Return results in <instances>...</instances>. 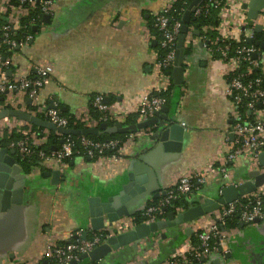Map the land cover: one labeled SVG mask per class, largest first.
I'll use <instances>...</instances> for the list:
<instances>
[{"label":"crops","instance_id":"1","mask_svg":"<svg viewBox=\"0 0 264 264\" xmlns=\"http://www.w3.org/2000/svg\"><path fill=\"white\" fill-rule=\"evenodd\" d=\"M159 5L158 0H58L39 23H32L37 26L35 34L11 52V65L4 75L0 71V78L36 77L37 67L50 64V76L39 91L40 104L48 107L55 103L61 112L75 118L91 115L89 101L97 94L103 95L106 103L126 106L155 81L152 61L158 38L146 19ZM29 13L23 4L0 0V45L2 26L9 21L17 25ZM200 43L186 58L184 95L178 109L170 112L184 122L181 152H165L149 136L133 132L122 146L127 159L123 165L75 157L61 170L59 183L45 175L48 169L35 166L29 174L22 170L26 180L23 202L10 216L0 218V264H53L45 254L48 245L84 239V233L90 238L94 232L90 230L87 197L120 193L128 181L131 161H138L135 174L146 176L145 192L130 206L136 212L164 196L180 176L206 167L216 169L223 162L232 139L231 101L225 95L227 83L219 63ZM5 105L28 112L33 107L31 99L17 91L4 95L0 111ZM32 125L2 116L0 135L4 130L30 131L37 146L44 144L50 131L38 132ZM4 147L14 149L11 144ZM248 171L246 162L236 163L231 168L232 183L247 179ZM225 185L216 171L209 173L208 181L189 193V201L216 197ZM204 218L154 233L142 239L136 249L126 245L94 264L167 263L195 246L196 230ZM112 229V233L120 232ZM202 264H264V222L227 227L219 251Z\"/></svg>","mask_w":264,"mask_h":264},{"label":"built area","instance_id":"2","mask_svg":"<svg viewBox=\"0 0 264 264\" xmlns=\"http://www.w3.org/2000/svg\"><path fill=\"white\" fill-rule=\"evenodd\" d=\"M20 1L27 4L24 5L26 9H34L38 3L42 14L50 13L58 2V0ZM158 1H160L159 8L151 10L149 13L153 20V26L158 31V48H153L152 71L154 83L140 96L130 98L126 106L106 103L103 95H94L89 101L92 108L91 115L86 118H75V121L84 123V126L98 125L102 122L115 124L124 123L126 119L132 116L135 117L137 123L153 117L156 112H159L165 106L164 93L172 83L171 72L176 56L177 37L182 26L181 18L184 11L194 0H190L189 5L182 8L179 17L170 14V11L174 3L182 1L186 4L185 0ZM249 1L198 0L192 7V18L202 14L208 15L211 10L217 11V24L206 28L213 31L214 36L209 37L207 34L193 35L195 28L189 23L185 48H192L200 40L202 45H206L208 48L211 57L219 63V72L227 83L225 95L231 101L230 119L232 123L230 135H233V138L228 140L224 160L218 164L216 169L206 167L201 171L180 176L166 190L162 199L156 204L147 205L140 210L145 217L143 222L149 223L160 219L158 216L165 205L177 197L175 192L190 193L195 184L202 185L208 181L209 173L216 171L224 183L230 185L237 184L236 182L232 183L231 168L239 161L246 162L249 170H264L258 163V155L261 151H264V48L260 45L264 43V5L259 9L256 17L251 19L247 15L248 8L244 7ZM18 7L21 8V6ZM256 25H260V33L255 31ZM22 27L19 21L17 25H14L11 21L5 23L1 32L2 43H7L11 48L19 47L22 43H25L13 39L16 33L15 30ZM256 34H262V39H257ZM29 37L30 35H27L26 39H29ZM248 40L251 42H248ZM214 53L218 54L217 58L213 57ZM186 60L184 70L187 66ZM10 65L11 60L8 57L2 58L0 56L2 75ZM51 71L52 66L45 64L37 67L36 77L24 76L10 80L5 76H1L0 96L2 94L6 95L7 92H22L31 99L33 107L30 112L32 114L43 116L44 119L51 121L56 126L68 127V117L61 114L55 103L49 108V106L47 107L38 102L39 91L47 82ZM181 89L184 90L183 85ZM180 123L184 126L183 121ZM136 133L148 135L151 132L149 129H143ZM23 136L22 139L11 143V147L17 148L20 154L28 156L37 145L31 138L30 131L24 132ZM77 137L82 151H75L72 141H62L60 148L50 153H45L43 150L38 151L40 158L38 167L48 170H62L67 165L68 160L75 156L88 159L93 163L110 161L112 165H123L127 161L122 152L124 143L119 142L117 139L100 141L89 136ZM74 153H77V155ZM243 197H245L243 202L239 199L234 200L221 206L213 213L205 215L204 220L196 230L198 244L190 247L187 254L174 256L164 264H191L188 255L196 253L197 250H200L202 258L209 259L213 253L219 251L221 240L225 237L226 223L234 214L238 215L239 221L244 225H253L257 221L264 222V185L255 192ZM180 210L178 208L176 211ZM133 219L132 216L122 217L112 227L101 229L90 238L75 239L65 244H50L47 246L45 254L53 264H66L72 260H78L79 255L88 253L105 242L109 235L115 234L112 233L113 227L120 232L133 227Z\"/></svg>","mask_w":264,"mask_h":264},{"label":"water","instance_id":"3","mask_svg":"<svg viewBox=\"0 0 264 264\" xmlns=\"http://www.w3.org/2000/svg\"><path fill=\"white\" fill-rule=\"evenodd\" d=\"M197 1L198 0H194L191 3L181 18L182 26L177 37L176 56L171 73L172 83L177 93L180 92L185 79V40L188 25L191 20V13L193 11L192 7ZM263 5L264 0H250L248 4L244 5V7L248 8V17L251 19L255 18ZM47 16L48 15H44L43 18L47 19ZM33 28L37 30V26ZM255 31L260 33V25H256ZM199 34L198 30L193 31V35L195 36H199ZM248 42L251 41L248 40ZM201 44L202 43H200V45ZM260 45L264 48V43ZM50 107L52 106H49V108ZM172 111L173 109L164 106L159 112H156L153 117L135 124H108L102 122L98 125L84 126L78 129L56 126L49 120L17 108L1 109L0 117L9 116L24 120L30 124L42 127L43 129L54 131L59 135L101 136L105 134L133 133L139 130L149 129L151 133L148 134L147 137L149 136L157 146H161L165 152L178 153L181 152L183 147L185 128L176 118V114H171ZM230 136L233 138V135ZM137 163L138 161L136 160L131 161L128 168V181L122 186L120 193L107 197H87V213L91 232L96 233L101 229L112 227L120 218L132 216L136 213L137 209L131 210L130 206H132L146 190L144 185L146 176L135 174V164ZM258 163L260 167L264 168V151L259 153ZM24 175L21 166L17 162L15 149L0 146V218L10 216L14 210L22 204L26 188ZM45 175L51 176L53 183H59L62 172L59 169L47 170ZM263 185L264 170L251 169L247 173V179L237 184L223 186L216 197L205 196L196 204L191 203L185 209L176 212L168 211L165 218L149 223L140 222L134 224L133 227L128 230L109 235L105 242L96 246L88 253L79 255L78 260H72L66 264H87L88 261L95 263L109 256L113 251L129 244L136 249L142 239L150 237L152 234L159 231L191 223L200 217L213 213L223 205L255 192ZM163 194H165V192ZM192 201H194V199H192L191 202ZM163 211H166V208H163ZM187 232H189V229H187ZM162 236L164 237L165 234L162 233ZM83 238L86 239L85 233ZM205 261L206 259L202 258V263Z\"/></svg>","mask_w":264,"mask_h":264},{"label":"trees","instance_id":"4","mask_svg":"<svg viewBox=\"0 0 264 264\" xmlns=\"http://www.w3.org/2000/svg\"><path fill=\"white\" fill-rule=\"evenodd\" d=\"M37 1H39V0H37ZM185 1H186V4H184L182 1H178V2L174 3L172 6V9L170 11V14L179 17V14L181 13L182 8H184V7L186 8L189 5L190 0H185ZM12 3L15 6L18 3L23 4V5H27L26 3H21L20 0H12ZM41 17H42V13L40 11L39 4L37 3L36 8L30 9V13L27 16L23 17V19L20 22V26H23V27L20 28L19 30H15L16 33L13 36V39H15L17 42H25L27 35L33 36L36 31L33 30V27L35 25H32V23H34V24L39 23L41 21ZM217 21H218L217 11L211 10L210 14H208V15L202 14V15L197 16V17H193V18L191 17L190 24L195 28V30L199 31L200 35L207 34L209 37H213L214 36L213 31H209L206 28H208V26L216 25ZM146 24H147V27L151 30V33L154 36H156V39H157L158 38V31L153 26V20H152V17L150 16V14L148 15V17L146 19ZM1 32H2V29H1ZM256 38L262 39V34H256ZM154 48L157 49L158 44ZM13 50H15L14 47L11 48L10 45H8L7 43H2L0 45V56L2 58L9 57ZM191 50H192V48H190V47L185 48V50H184L185 56H188L191 53ZM213 57L217 58L218 54L214 53ZM182 95H183L182 89L180 90L179 93H177L175 86L173 85V83H171L168 90L164 93V96L166 98L165 106H167L173 110H176V108L179 105L180 98ZM3 102H4V94H2L0 96V105L3 104ZM4 108H11V107L8 105H5ZM91 110H92V108H91ZM61 114L63 116L68 117V119H69L68 127L69 128L78 129V128L84 127V123L79 122V121H75L74 116L67 114V113H64V112H61ZM40 117L44 118L43 116H40ZM135 123H136V119H135V117H132V116L124 121V124H135ZM109 124H112V123H109ZM32 128H33V130H37L38 132L44 130L42 127H38L36 125H32ZM130 134L131 133L129 132V133H116L113 135L105 134V135H101V136H89V137L94 139V140H100V141L108 140V139H117V140H119V142L124 143ZM39 136H41V134H39ZM23 137H24L23 134L16 133L14 131L8 132V131L4 130L3 134L0 135V146H5V145L11 144V143H15L16 141H18L19 139H22ZM65 140H69V141H72L74 143V150L75 151L76 150L82 151V148L79 146L77 136L72 135V134L71 135H59L58 133H56L54 131H50L46 142L44 144L39 145L36 148H34L33 152L30 155H28V156L22 155L17 151V148H16L15 152H16L17 162L21 166L24 173L29 174L32 167L39 166V164H40V158L38 155L39 150H43L45 153H50L56 149H59L62 141H65ZM108 152H111V151H108ZM74 154L77 155V153H74ZM75 157H72L70 160H68V163H70ZM195 188H197L196 184L194 185L193 190ZM175 193H176L177 197L175 199H172L170 201V203L165 205L164 208H166V211H163V209H162L161 213L158 216L160 219L165 218L166 213L168 211L176 212V210L178 208L179 209H185L191 203H193V204L197 203V201H195V200L192 202H191V200L189 201V193H187V194H181L179 192H175ZM163 197L164 196L160 197L157 200H153L148 205L154 204V203L156 204ZM239 200H241L243 202V201H245V197H241V198H239ZM132 217H134V219H133L134 224L143 222L145 219V217L141 214L140 211L136 212L134 215H132ZM239 224H242V223L239 221L238 215L234 214L232 217H230L228 219V221L226 223V228L238 226ZM197 244H198V242L196 241L195 245H197ZM188 257L191 261V264H202V257L200 255V250H197L196 253L188 255ZM88 263L94 264L93 262H90V261H88Z\"/></svg>","mask_w":264,"mask_h":264}]
</instances>
